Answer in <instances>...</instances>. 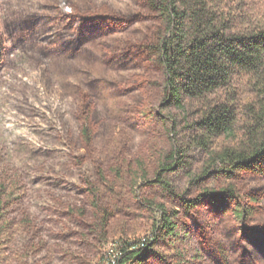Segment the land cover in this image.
<instances>
[{
  "label": "rangeland",
  "instance_id": "rangeland-1",
  "mask_svg": "<svg viewBox=\"0 0 264 264\" xmlns=\"http://www.w3.org/2000/svg\"><path fill=\"white\" fill-rule=\"evenodd\" d=\"M0 27V192L12 180L20 188L0 264H103L157 233L129 264H264V162L238 173L226 205L187 209L155 181L171 140L151 0H0ZM172 179L190 188L183 173ZM159 204L187 237L163 236ZM237 204L251 208L243 219Z\"/></svg>",
  "mask_w": 264,
  "mask_h": 264
},
{
  "label": "trees",
  "instance_id": "trees-1",
  "mask_svg": "<svg viewBox=\"0 0 264 264\" xmlns=\"http://www.w3.org/2000/svg\"><path fill=\"white\" fill-rule=\"evenodd\" d=\"M162 23L155 52L163 69L160 115L170 130L171 148L164 155L156 183L187 209L203 198L226 205L236 198L238 173L264 162V0H151ZM5 43L0 27V66ZM183 173L190 188L182 190L172 177ZM223 177L220 188L193 187ZM12 180L0 192V241L9 225L8 205L19 199ZM19 195V196H18ZM157 228L167 239L187 237L177 216L163 204ZM238 219L251 208L235 207ZM159 235L121 244L112 264L138 263L147 258Z\"/></svg>",
  "mask_w": 264,
  "mask_h": 264
},
{
  "label": "built area",
  "instance_id": "built-area-1",
  "mask_svg": "<svg viewBox=\"0 0 264 264\" xmlns=\"http://www.w3.org/2000/svg\"><path fill=\"white\" fill-rule=\"evenodd\" d=\"M145 239H142L138 242H140L141 244L144 242ZM136 242L134 241H130V246H134ZM121 254V252H117L116 249H111V253L108 256L107 260L103 263V264H112L115 263L116 258Z\"/></svg>",
  "mask_w": 264,
  "mask_h": 264
}]
</instances>
